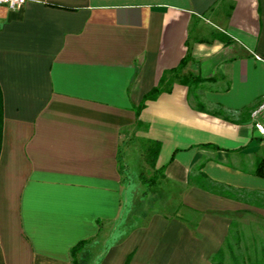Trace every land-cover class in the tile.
<instances>
[{
	"label": "crops",
	"instance_id": "crops-1",
	"mask_svg": "<svg viewBox=\"0 0 264 264\" xmlns=\"http://www.w3.org/2000/svg\"><path fill=\"white\" fill-rule=\"evenodd\" d=\"M0 86V264H214L264 222V0L0 5Z\"/></svg>",
	"mask_w": 264,
	"mask_h": 264
},
{
	"label": "trees",
	"instance_id": "trees-1",
	"mask_svg": "<svg viewBox=\"0 0 264 264\" xmlns=\"http://www.w3.org/2000/svg\"><path fill=\"white\" fill-rule=\"evenodd\" d=\"M192 61L193 59L191 55H188L186 58L182 60L178 68L165 73V75L160 80L159 85L144 97L141 105L136 110V114H139L145 108L147 102L156 100L164 92H171L174 82L176 81L179 74L182 73L185 67ZM203 82H204V79L201 76L193 75V74L186 77L184 80V83L188 85L190 89L197 88ZM201 110H205V108H202ZM3 114H4L3 113V95H2V90L0 86V150H1L2 134H3V121H4ZM159 151H160L159 144H156L154 148L150 149L148 160L151 166L155 165ZM263 169H264V153L262 157L258 160L256 173L258 175H262ZM86 245H87V242H81L72 249V258H73L74 264H85L86 253H84L83 251ZM222 257H223V250L220 251L213 258L214 264H216L219 258H222ZM219 262L221 264L222 261L220 260ZM258 264H264V262L258 263Z\"/></svg>",
	"mask_w": 264,
	"mask_h": 264
},
{
	"label": "rangeland",
	"instance_id": "rangeland-1",
	"mask_svg": "<svg viewBox=\"0 0 264 264\" xmlns=\"http://www.w3.org/2000/svg\"><path fill=\"white\" fill-rule=\"evenodd\" d=\"M147 175V173H146ZM258 264L264 262V222L254 218L237 221L216 264Z\"/></svg>",
	"mask_w": 264,
	"mask_h": 264
},
{
	"label": "built area",
	"instance_id": "built-area-1",
	"mask_svg": "<svg viewBox=\"0 0 264 264\" xmlns=\"http://www.w3.org/2000/svg\"><path fill=\"white\" fill-rule=\"evenodd\" d=\"M27 0H0V5L11 9H21ZM261 61V58H258ZM252 126L264 141V97L251 111Z\"/></svg>",
	"mask_w": 264,
	"mask_h": 264
}]
</instances>
